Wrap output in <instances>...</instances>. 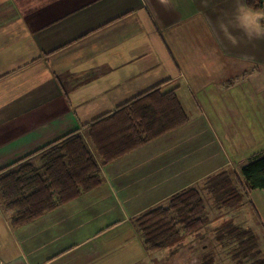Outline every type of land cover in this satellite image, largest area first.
Instances as JSON below:
<instances>
[{"label":"crops","instance_id":"1","mask_svg":"<svg viewBox=\"0 0 264 264\" xmlns=\"http://www.w3.org/2000/svg\"><path fill=\"white\" fill-rule=\"evenodd\" d=\"M239 4L0 0V172L158 83L176 90L190 117L104 165L97 189L24 227H12L0 197V264H155L139 214L223 170L242 182V166L264 151V40L247 39ZM121 66L132 80L123 93ZM208 213V226L251 228L264 253L263 189L245 190L235 207L211 199ZM186 241L160 251L172 260L203 245L195 234Z\"/></svg>","mask_w":264,"mask_h":264},{"label":"trees","instance_id":"2","mask_svg":"<svg viewBox=\"0 0 264 264\" xmlns=\"http://www.w3.org/2000/svg\"><path fill=\"white\" fill-rule=\"evenodd\" d=\"M264 9V0H250ZM190 120L176 90L155 84L116 109L83 124L0 172V197L11 213L13 228L24 227L45 214L90 193L102 183L101 169ZM86 131V132H85ZM242 182L223 170L205 180L204 187L191 186L173 194L167 203L139 214L134 224L148 251L186 244V236L202 238L208 226V205L235 207L243 203L244 191L264 190V151L254 153L242 166ZM206 191V194L204 193ZM216 239H234L246 264H264L257 234L232 219L214 228ZM201 264H217L216 255L205 250Z\"/></svg>","mask_w":264,"mask_h":264},{"label":"rangeland","instance_id":"3","mask_svg":"<svg viewBox=\"0 0 264 264\" xmlns=\"http://www.w3.org/2000/svg\"><path fill=\"white\" fill-rule=\"evenodd\" d=\"M235 68H236V72L238 73L245 71V69H249V66L237 65L235 66ZM260 68L262 69V72H264V65L263 66L261 65ZM117 69L120 79L119 82H123V83L115 87L118 90L115 92L121 91L123 93L126 92L125 87L132 82V80L125 81V79L131 78V73L128 71L129 70L128 67L124 68L121 66L118 67ZM239 171L240 168L238 169V172ZM233 172H235V170H233ZM204 193L206 194V191H204ZM168 200L166 202H168ZM3 213L5 212L2 211V208L0 206V216H3ZM251 223H254V219L251 220ZM211 228H213V231ZM214 228L215 226L209 225L206 226V228L201 231L202 244L204 245V247L200 243H196V244L194 243L195 245L190 251H186V250L181 251L180 254L175 258H173L172 260L166 258L168 256L167 250H165L166 252L165 251L156 252V254L154 255L155 264H196L197 263L196 261L201 259V252L203 251L205 252V250L216 255L217 264H246L243 262L242 256L234 255L235 251L239 246L238 243L234 239H225L224 241L221 242L218 241L216 239V233ZM255 228H258L259 232L262 231L259 226ZM261 235H263V239H264V234H262V232ZM144 263H146V261H144ZM149 264H151V261Z\"/></svg>","mask_w":264,"mask_h":264},{"label":"clouds","instance_id":"4","mask_svg":"<svg viewBox=\"0 0 264 264\" xmlns=\"http://www.w3.org/2000/svg\"><path fill=\"white\" fill-rule=\"evenodd\" d=\"M239 11L250 26V30L246 33L247 39L249 41L264 40V9L255 7L250 0H240ZM224 31L233 44L240 42V37L229 32L227 26H225Z\"/></svg>","mask_w":264,"mask_h":264}]
</instances>
